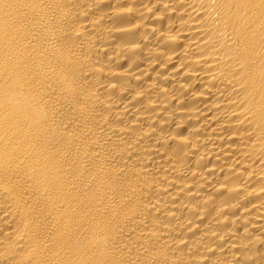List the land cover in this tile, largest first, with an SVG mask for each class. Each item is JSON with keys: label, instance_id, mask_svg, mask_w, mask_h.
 <instances>
[{"label": "bare ground", "instance_id": "6f19581e", "mask_svg": "<svg viewBox=\"0 0 264 264\" xmlns=\"http://www.w3.org/2000/svg\"><path fill=\"white\" fill-rule=\"evenodd\" d=\"M0 264H264V0H0Z\"/></svg>", "mask_w": 264, "mask_h": 264}]
</instances>
